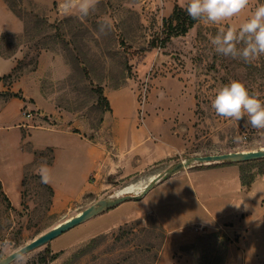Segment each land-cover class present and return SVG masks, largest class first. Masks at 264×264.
<instances>
[{"label": "rangeland", "instance_id": "374dc122", "mask_svg": "<svg viewBox=\"0 0 264 264\" xmlns=\"http://www.w3.org/2000/svg\"><path fill=\"white\" fill-rule=\"evenodd\" d=\"M61 3L0 0V181L5 180L10 189L18 175V145L12 141L17 124L32 126L22 127L19 148L25 151L44 133L33 128L36 125L80 132L87 124L86 132L97 130L109 116L106 94L115 90L122 94L121 115L131 116L133 104L138 125L144 126L154 114L168 120L174 149L171 157L124 180L97 183L94 192L58 207L52 206V192L36 174L38 164L50 162L52 151H34L36 161L23 170L20 199L11 204L0 192L4 257L100 199L124 195L125 188L140 182L144 188L157 174L190 156L264 149V129L252 128L246 117L235 121L218 116L211 106L218 89L231 80L241 81L264 101L260 71L251 75L247 63L216 53L211 43L226 25L238 28L245 22L260 5L258 0H250L230 21H197L188 34L165 43L163 21L175 5L184 7L187 0H99L87 17L75 11L65 14ZM12 19L21 25L17 32ZM105 21H110V30ZM236 44L244 47L240 41ZM13 97L24 105L18 108L11 101L5 107ZM23 110L31 118L24 117ZM152 126L157 129L155 123ZM30 133L33 138L28 143ZM38 158L42 159L37 162ZM88 167L87 158L74 151L61 155L59 174L69 193L92 182ZM261 167L256 163L243 169L255 172ZM57 175L55 170L53 177ZM165 181L157 182L140 199L123 201L69 229L16 264H226L227 254L238 249L234 235L208 232L165 242L164 231L148 213L119 224L166 196L167 189L183 190L182 181ZM183 203L177 207L189 210ZM52 254L57 256L49 261Z\"/></svg>", "mask_w": 264, "mask_h": 264}, {"label": "crops", "instance_id": "0c3cea01", "mask_svg": "<svg viewBox=\"0 0 264 264\" xmlns=\"http://www.w3.org/2000/svg\"><path fill=\"white\" fill-rule=\"evenodd\" d=\"M12 22L15 25L14 31H19L20 23L14 19ZM106 98L109 116L104 118L97 130L88 128L86 132L87 124L80 128V132L36 125L33 128L44 133L36 145H30L28 151L19 148L23 141L21 131L24 126L17 124L15 137H9L18 145L15 146L18 175L10 189L5 180L0 181L1 195L11 204L20 199L23 170L36 161L34 151H52L50 162H44L51 168L52 181L44 185L52 192L51 204L54 207L94 192L97 183L106 185L107 179L124 180L140 169L172 156L174 146L170 142L168 120L154 114L147 117L144 126H140L133 104L130 107L133 116L121 115L122 94L115 90L107 93ZM11 101H15L18 108L25 103L13 97L6 102L5 107ZM154 123L156 130L162 132L152 129ZM32 135L30 133L28 143L32 142ZM66 151H74L84 159L87 158L89 163L86 173L92 182H84L77 192L69 193L59 174L60 158ZM41 159L38 158L37 162ZM44 163L38 164L36 171ZM55 170H58V175L53 177ZM179 181H182L180 184L183 190L167 189L166 196L154 201L140 213L122 219L119 224L148 213L164 231L165 242L183 240L185 235L208 232H220L227 237L234 235L238 242L233 245L238 249L227 254L226 264H264V174L257 175L247 187L241 182L239 163H213L183 169L166 179L165 183ZM10 193L15 195V200ZM183 201L189 210L177 207Z\"/></svg>", "mask_w": 264, "mask_h": 264}, {"label": "clouds", "instance_id": "9594fccd", "mask_svg": "<svg viewBox=\"0 0 264 264\" xmlns=\"http://www.w3.org/2000/svg\"><path fill=\"white\" fill-rule=\"evenodd\" d=\"M98 3L99 0H62L60 7L65 14L75 11L87 17ZM249 3L250 0H187L185 11L193 20L223 23L238 16L248 7ZM105 23L110 30V21H105ZM101 31H103V26ZM236 41L242 42L244 47L238 48ZM211 43L215 46L216 53L230 56L233 59H241L245 63H250L264 55V4L255 7L251 15L238 28L226 25V30L216 35ZM211 106L218 116L235 121L246 117V123L252 128L264 129V101L258 95L250 93L241 81L231 80L220 87ZM236 139L241 140L242 137L238 136ZM36 174L40 177L42 184L51 183V168L46 163L39 166ZM142 183L125 188L122 194L142 195L145 192L141 187ZM29 251V246L19 248L13 251L7 259L12 264H16ZM3 258L4 247L0 245V259Z\"/></svg>", "mask_w": 264, "mask_h": 264}, {"label": "water", "instance_id": "95a60500", "mask_svg": "<svg viewBox=\"0 0 264 264\" xmlns=\"http://www.w3.org/2000/svg\"><path fill=\"white\" fill-rule=\"evenodd\" d=\"M261 158H264V149L190 156L182 161L177 162L170 168L166 169L164 172L157 174L155 177H153L144 186L143 189L145 190V192L142 195L140 196L120 195V196H110L104 199H100L96 201L94 204L86 207L85 209L77 213L75 216L55 225L54 227L38 235L37 237L32 239L30 242L26 243L25 245L19 248H24L26 246H29L30 251L37 249L47 244L48 242H50L52 239L58 237L62 233L68 231L69 229L83 223L84 221L106 210L113 208L114 206L118 205L119 203L123 201L140 199L157 182L163 179H167L170 176L174 175L175 173L183 169L191 168L197 165H206V164H213V163H241V162H247V161H252V160L261 159ZM19 248H17L14 251H17ZM11 253L6 255L3 259H0V264H10L11 261H9L7 257L10 256Z\"/></svg>", "mask_w": 264, "mask_h": 264}, {"label": "trees", "instance_id": "16d2710c", "mask_svg": "<svg viewBox=\"0 0 264 264\" xmlns=\"http://www.w3.org/2000/svg\"><path fill=\"white\" fill-rule=\"evenodd\" d=\"M6 2H8V0H6ZM258 2L260 4H264V0H258ZM185 7L186 5L184 7L175 5L172 9L171 14L163 21V34H164V37L162 39L163 43L167 42L173 37L185 36L193 28V26L197 23V20H193L190 16L187 15L185 11ZM11 10L13 11V9ZM245 67L249 72L250 71L253 72L251 75H255L254 74L255 71H257L258 73L260 71V74L258 76L264 77V55H262L260 59L255 63L253 61L250 63H247ZM256 163L262 164L261 169L255 172H251V171L246 172V170L243 169V166L252 165ZM239 165H240V179L244 186L248 187L253 182L254 178L257 175L264 174V158L247 161V162H241L239 163ZM154 223H156L155 220H154ZM158 227L161 231H163L159 225ZM56 256L57 254L50 255L49 261H52L53 259H55ZM41 260L46 262V258L43 256H41Z\"/></svg>", "mask_w": 264, "mask_h": 264}, {"label": "built area", "instance_id": "2783aa9c", "mask_svg": "<svg viewBox=\"0 0 264 264\" xmlns=\"http://www.w3.org/2000/svg\"><path fill=\"white\" fill-rule=\"evenodd\" d=\"M22 115L24 116V117H26V118H31V114L28 112V111H25V110H23L22 111ZM31 126V125H30ZM30 126H24V127H26V128H29Z\"/></svg>", "mask_w": 264, "mask_h": 264}]
</instances>
